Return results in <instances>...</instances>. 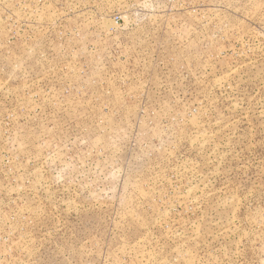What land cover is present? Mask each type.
<instances>
[{
  "label": "rangeland",
  "instance_id": "1",
  "mask_svg": "<svg viewBox=\"0 0 264 264\" xmlns=\"http://www.w3.org/2000/svg\"><path fill=\"white\" fill-rule=\"evenodd\" d=\"M0 264H264V0H0Z\"/></svg>",
  "mask_w": 264,
  "mask_h": 264
}]
</instances>
